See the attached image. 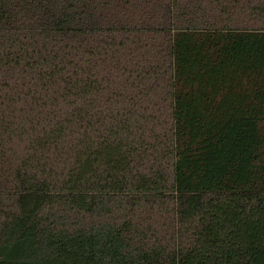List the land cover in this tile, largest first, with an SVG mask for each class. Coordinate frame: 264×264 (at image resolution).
Here are the masks:
<instances>
[{"label": "trees", "instance_id": "1", "mask_svg": "<svg viewBox=\"0 0 264 264\" xmlns=\"http://www.w3.org/2000/svg\"><path fill=\"white\" fill-rule=\"evenodd\" d=\"M0 264H264V0H0Z\"/></svg>", "mask_w": 264, "mask_h": 264}]
</instances>
